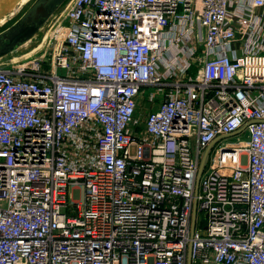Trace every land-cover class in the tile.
Returning a JSON list of instances; mask_svg holds the SVG:
<instances>
[{"label": "built area", "instance_id": "1", "mask_svg": "<svg viewBox=\"0 0 264 264\" xmlns=\"http://www.w3.org/2000/svg\"><path fill=\"white\" fill-rule=\"evenodd\" d=\"M56 18L0 66V264H264V0Z\"/></svg>", "mask_w": 264, "mask_h": 264}, {"label": "water", "instance_id": "2", "mask_svg": "<svg viewBox=\"0 0 264 264\" xmlns=\"http://www.w3.org/2000/svg\"><path fill=\"white\" fill-rule=\"evenodd\" d=\"M66 0H36L26 13L12 27L0 34V58L16 51L22 44L33 38L45 22ZM240 132L234 134L237 135ZM213 144L202 157L199 177L202 175Z\"/></svg>", "mask_w": 264, "mask_h": 264}, {"label": "rangeland", "instance_id": "3", "mask_svg": "<svg viewBox=\"0 0 264 264\" xmlns=\"http://www.w3.org/2000/svg\"><path fill=\"white\" fill-rule=\"evenodd\" d=\"M12 1H9L11 4ZM36 0H24L23 2L16 4L15 7L11 10L12 7H8L7 10H0V15H5L4 18L1 20L0 23V34L4 31H6L8 28L12 27L22 16L26 13V11L30 8V6L35 2ZM69 0L65 1L68 3ZM64 3L53 15L50 16V18L45 22V24L40 28L38 31V34L35 35L33 38H31L29 41L26 43L22 44L16 51L13 53L6 55L5 57L0 58V64L4 63L2 66H8L10 64H14L15 62L19 60H24L27 59L28 57L35 56L38 52H35L31 54V51L37 46L39 41H41L45 36H47L49 41V30L53 23L57 19L56 17L58 16V13L65 7ZM48 34V35H47ZM48 44V43H47ZM46 46V44H45ZM43 46V48L45 47ZM42 48V49H43ZM41 49V50H42ZM248 139V134L247 132H243L239 135L233 136L231 138H228L224 140L225 143L227 142H232L236 143L240 140H247ZM201 221L197 222L198 227H202L204 224H206V215H202ZM204 223V224H203Z\"/></svg>", "mask_w": 264, "mask_h": 264}, {"label": "bare ground", "instance_id": "4", "mask_svg": "<svg viewBox=\"0 0 264 264\" xmlns=\"http://www.w3.org/2000/svg\"><path fill=\"white\" fill-rule=\"evenodd\" d=\"M73 3H74V0H70L69 2H68V4L65 6V8L63 9V11L61 12V17H63V15L72 7V5H73ZM38 34V33H37ZM36 34V35H37ZM48 35V34H47ZM48 40V38H47V36H45L41 41H39V43L37 44V46L33 49V51H31V54H33V53H35V52H39L42 48H43V46H45V44H47V41ZM46 47V46H45ZM44 47V48H45ZM43 48V49H44ZM42 49V50H43ZM4 63H1L0 64V66L1 67H3L2 65H3Z\"/></svg>", "mask_w": 264, "mask_h": 264}, {"label": "crops", "instance_id": "5", "mask_svg": "<svg viewBox=\"0 0 264 264\" xmlns=\"http://www.w3.org/2000/svg\"><path fill=\"white\" fill-rule=\"evenodd\" d=\"M9 1L11 0H0V10L3 9V10H7L8 7H12L11 10L15 7L16 4H19L21 2H23L24 0H14L12 1V3L10 4ZM70 1V0H69ZM68 1V2H69ZM68 3L65 4V6L67 5ZM65 8V7H64ZM63 8V9H64ZM63 9L60 11V13L63 11ZM5 15H0V23H1V20L4 18Z\"/></svg>", "mask_w": 264, "mask_h": 264}]
</instances>
